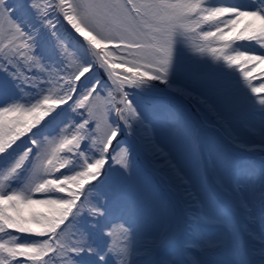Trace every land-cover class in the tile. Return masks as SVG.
<instances>
[{
  "label": "snow or ice",
  "instance_id": "obj_1",
  "mask_svg": "<svg viewBox=\"0 0 264 264\" xmlns=\"http://www.w3.org/2000/svg\"><path fill=\"white\" fill-rule=\"evenodd\" d=\"M178 42L229 70L180 90L190 131L129 93ZM261 66L264 0H0V264H264Z\"/></svg>",
  "mask_w": 264,
  "mask_h": 264
},
{
  "label": "rangeland",
  "instance_id": "obj_2",
  "mask_svg": "<svg viewBox=\"0 0 264 264\" xmlns=\"http://www.w3.org/2000/svg\"><path fill=\"white\" fill-rule=\"evenodd\" d=\"M175 54H181V53H175ZM200 54V53H199ZM173 57H178L176 55H173ZM179 58V57H178ZM181 60L184 62V63H187L189 62L190 60V57L188 54H184L181 58ZM208 62V59L207 57L205 58V63ZM244 67H247L246 65ZM261 68H264V66H261ZM261 68H257L256 72L253 73V74H256V73H260L261 71ZM241 69H237V72H239ZM201 72L200 69L198 68H195L194 66H191L189 67L188 69L186 70H183V65L182 63H177L175 65H170L169 67V72H168V76H167V79H166V82L165 83H170L172 85H176L177 87H179V90H183V89H189V88H192L195 86L196 82H197V77H198V74ZM259 76V75H258ZM259 80L257 78H254L252 80V83L254 86H258L259 84ZM149 85H151L152 83H148ZM191 102V101H190ZM137 103V102H136ZM192 106L194 107L195 109V106L193 104V102H191ZM140 110L142 111V113L148 118L150 119L153 114H150L144 107L140 108ZM163 116H166V114H164ZM255 132H256V138L253 139V140H249V139H245V137H240L239 135L236 136L237 138L241 139L239 142L244 144V142H252L251 144L252 145H257L261 148L264 147V144H261L259 142V137L261 135H264V126H261L259 124H256L255 125ZM209 134V133H208ZM207 134V135H208ZM211 135V134H210ZM212 136V135H211ZM210 139V138H209ZM214 142V138L212 136V140H210L207 144V148L210 147Z\"/></svg>",
  "mask_w": 264,
  "mask_h": 264
}]
</instances>
